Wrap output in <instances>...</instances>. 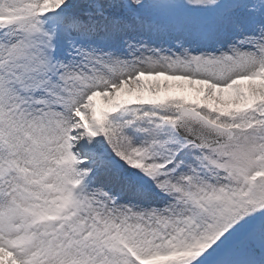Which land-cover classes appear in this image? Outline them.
<instances>
[{
    "label": "snow or ice",
    "instance_id": "snow-or-ice-1",
    "mask_svg": "<svg viewBox=\"0 0 264 264\" xmlns=\"http://www.w3.org/2000/svg\"><path fill=\"white\" fill-rule=\"evenodd\" d=\"M0 264H264V0H0Z\"/></svg>",
    "mask_w": 264,
    "mask_h": 264
}]
</instances>
